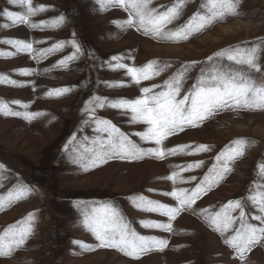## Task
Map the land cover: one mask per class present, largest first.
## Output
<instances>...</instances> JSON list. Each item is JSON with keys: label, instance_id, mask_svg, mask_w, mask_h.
<instances>
[{"label": "rangeland", "instance_id": "1", "mask_svg": "<svg viewBox=\"0 0 264 264\" xmlns=\"http://www.w3.org/2000/svg\"><path fill=\"white\" fill-rule=\"evenodd\" d=\"M175 0H153V7L171 6ZM202 0H189L181 18L170 27L185 23L200 8ZM46 5L44 12L30 17L32 22H48L32 28L28 24H13L2 13L4 10L25 13L26 6L0 0V53H15L6 40H22L33 44L32 53L0 55V76L15 80L23 86L0 83V100L20 101L27 109L10 104L14 111L39 112L43 115L31 121L23 117L0 114V195L20 185L28 186L31 193L0 211V232L9 225L24 220L30 213L33 232L26 245L12 257H0V264H240L233 250L224 243V236L216 232L199 214L200 209L220 210L227 201L247 196L257 178V164L264 161V110L227 111L216 115L197 128L185 129L169 137L165 147L180 144H207L212 150L195 156L177 155L163 160L145 158L138 161L110 160L107 164L84 171L72 163L71 150L97 136L94 126L83 124L85 102L93 95L134 99L141 95L142 87L162 82L179 67L180 63L205 61L214 52L230 46L251 44L264 39V0H241L240 15L215 23L210 28L192 35L179 43L156 41L135 29L119 30L115 21L127 18L120 8L100 10L97 0H33V5ZM161 10H163L161 8ZM63 16L64 22L52 26L51 22ZM7 25V26H5ZM73 33L75 36H73ZM76 39L84 54L60 66L58 62L70 56L74 49L69 43ZM59 42L64 47L45 58L33 56L41 49L52 48ZM112 56L124 57L123 62L140 67L152 60L172 62V68L149 81L135 84L125 70L109 67ZM114 63V62H113ZM33 74L24 76L20 70ZM125 82L123 87H110V82ZM194 81L189 80L185 88ZM69 87L72 90L60 97H48L51 89ZM98 116L109 119L121 131L129 134L141 147L153 146L140 141L133 133L146 126L131 122L130 114L105 108ZM76 134L75 145L68 141ZM244 137L254 141L246 155L233 165V171L212 188L194 206L195 212H182L172 221L173 232L148 229L140 221L167 223L159 213L135 208L128 197L143 195L169 206L175 201L163 195L173 187H194L195 182L173 185L166 179L176 165L195 160L204 161L203 167L183 173L185 178H202L212 166L215 156L232 140ZM152 190V191H149ZM264 191V188L260 189ZM112 202L118 206L132 227L144 236L168 241L162 251L153 250L138 259L128 257L115 249L96 247L98 241L83 225L82 208L75 202ZM90 210V208L88 209ZM251 215L255 208H246ZM252 223H258L251 221ZM84 246H91L88 250ZM247 264H264V245L248 255Z\"/></svg>", "mask_w": 264, "mask_h": 264}, {"label": "snow or ice", "instance_id": "2", "mask_svg": "<svg viewBox=\"0 0 264 264\" xmlns=\"http://www.w3.org/2000/svg\"><path fill=\"white\" fill-rule=\"evenodd\" d=\"M189 0H175L171 6L153 7V0H97L100 10L120 8L127 13V18L115 21L119 30L135 29L144 36L156 41L179 43L188 40L192 35L202 32L215 23L224 22L229 17L240 15L239 4L241 0H202L200 8L183 24L170 27L178 21ZM10 3L26 6L25 13H14L4 10L2 13L13 24H28L32 28L42 27L48 22H32L30 17L44 12L46 5H33V0H10ZM60 16L51 22L52 26H59L64 22ZM7 26V25H5ZM73 36L75 34L73 33ZM4 43L12 45L15 53L0 55H15L17 53L34 51L33 44L22 40H6ZM65 42H59L52 48L41 49L36 58H45L47 54L58 51L64 47ZM73 53L58 62L63 66L68 61H74L84 54L82 46L72 39L70 42ZM124 57L112 56L109 67L113 70L123 69L131 81L141 84L161 76L172 68V62L152 60L143 66H130L123 62ZM114 62V63H113ZM24 76L32 75L28 69L20 70ZM189 80L194 81L185 88ZM0 83L12 86H23L15 80L0 76ZM110 87H123L125 82H110ZM72 89L61 87L49 90L48 97H60ZM10 104L19 105L25 109L29 107L20 101L0 100V114L4 116L23 117L31 121L40 115L39 112L14 111ZM110 108L130 114L131 122L142 124L143 131L133 133L140 141L153 146L141 147L130 138L129 134L111 120L98 116V110ZM242 110H264V39H258L251 44L230 46L214 52L205 61H188L180 63L175 71L165 79L162 84H153L151 87H142L141 95L134 99L125 97L91 96L82 108L84 125L94 126L97 136L80 147L66 146V151L71 150L72 163L79 165L84 171L107 164L110 160L138 161L145 158L163 160L166 157L177 155L195 156L207 153L212 147L207 144H180L175 147H165V141L188 128H197L216 115ZM76 134L68 141V145H75ZM254 141L239 137L226 145L214 158L212 166L202 178L189 176L183 173L191 172L203 167L204 161L176 165L178 169L166 177L173 185L192 183L195 186L173 187L169 192L163 193L171 197L176 203L169 206L159 201L151 200L140 194L128 197L130 203L137 208L149 213H159L168 218L167 223L152 220H142L140 224L148 229H161L173 232L172 221L186 211L195 212L197 201L202 199L214 186H217L227 174L231 173L234 163L244 157ZM5 166L0 164V171ZM257 178L264 181V161L257 164ZM2 186V185H0ZM264 182L254 181L247 196L227 201L219 211L210 212L209 209H200L210 226L222 236L224 243L233 250L234 256L240 264H247L248 255L259 245H264ZM32 189L20 185L9 190L6 196L0 195V211L6 206L25 198ZM152 191V190H149ZM251 204L256 214L246 212ZM82 208L83 225L98 241L96 247L115 249L128 257L138 259L145 253L153 250L162 251L168 241L152 236L140 235L121 213L118 206L112 202L87 204L83 201L75 202V206ZM90 208V210H88ZM35 216L30 213L24 220L9 225L0 232V257H12L16 250L26 245L33 232L32 221ZM256 221L258 223H252ZM88 250L91 246H84L83 242H76Z\"/></svg>", "mask_w": 264, "mask_h": 264}]
</instances>
